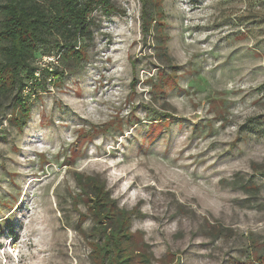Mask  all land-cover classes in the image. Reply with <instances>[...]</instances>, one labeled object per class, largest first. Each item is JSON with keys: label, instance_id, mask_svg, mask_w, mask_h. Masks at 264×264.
I'll return each mask as SVG.
<instances>
[{"label": "rangeland", "instance_id": "rangeland-1", "mask_svg": "<svg viewBox=\"0 0 264 264\" xmlns=\"http://www.w3.org/2000/svg\"><path fill=\"white\" fill-rule=\"evenodd\" d=\"M110 3L79 62L36 52L64 75L23 89L24 126L0 103V264H93L77 173L140 212L151 264H264V0H151L148 32L141 0Z\"/></svg>", "mask_w": 264, "mask_h": 264}, {"label": "trees", "instance_id": "trees-1", "mask_svg": "<svg viewBox=\"0 0 264 264\" xmlns=\"http://www.w3.org/2000/svg\"><path fill=\"white\" fill-rule=\"evenodd\" d=\"M141 1L142 29L148 32L156 19L150 16L151 10H146L151 0ZM110 4V0H0V103L11 98L7 117L10 125L21 128L26 123L30 92L22 91L27 85L43 90L49 76L59 80L64 75V68L57 67L43 68L40 78L33 69L28 70L36 52L52 44L61 60L72 57L79 62L87 45L82 39L91 37L90 14L98 7L108 10ZM4 137L5 131L0 128V139ZM76 180L89 199L88 211L93 219L90 233L94 238L89 242L92 263L151 264L155 261L150 252L135 248L129 229L130 219L140 216V212L135 207H119L100 179L77 173ZM231 183L246 192L258 189L255 183L241 181L240 177ZM216 227V236L227 233L226 227Z\"/></svg>", "mask_w": 264, "mask_h": 264}]
</instances>
